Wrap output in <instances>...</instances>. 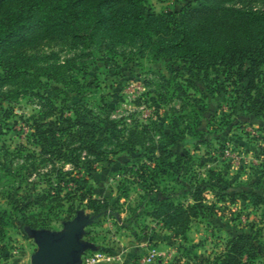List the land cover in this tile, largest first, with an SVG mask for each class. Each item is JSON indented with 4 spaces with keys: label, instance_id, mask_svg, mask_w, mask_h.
<instances>
[{
    "label": "rangeland",
    "instance_id": "obj_1",
    "mask_svg": "<svg viewBox=\"0 0 264 264\" xmlns=\"http://www.w3.org/2000/svg\"><path fill=\"white\" fill-rule=\"evenodd\" d=\"M191 1L142 0L144 17L180 11ZM48 3H0V20L9 12L30 10L39 23L26 40L0 53V212L5 215L0 264H31L38 250L25 231L31 225L18 213V206L31 201L43 205L31 203L27 215L51 219L50 230L57 231L78 210L96 215L107 206L86 228L84 239L114 256L120 245L136 243L146 249L139 264L154 251L158 255L151 264L159 259L209 264L225 253L230 238L262 227L264 208L235 199V190L229 189L249 191L264 171V120L247 114L239 93L248 79L235 85L212 72L196 80L187 74L185 62L154 58L147 41L113 30L100 19L102 12L88 5L81 19L70 21V32L49 31ZM226 5L261 10L264 0ZM121 6L132 7L128 1ZM88 124L95 147L85 143ZM148 125L153 139L146 145L162 140L163 132L173 134L177 125L182 136L174 149L192 157L189 175L180 183L159 179L160 191L154 192L200 207L185 236L157 216V205L144 189L152 172L146 166L152 164L142 155L144 148L127 141L131 129ZM37 128L52 139L55 155H49L46 146L51 144ZM198 129L206 142L199 141ZM205 181L202 200L188 195L192 184ZM78 187L83 190L66 197ZM59 188L63 201L51 202L49 194ZM41 197L47 199L41 202ZM49 205L54 207L48 210ZM263 262L264 250L254 264Z\"/></svg>",
    "mask_w": 264,
    "mask_h": 264
},
{
    "label": "trees",
    "instance_id": "obj_2",
    "mask_svg": "<svg viewBox=\"0 0 264 264\" xmlns=\"http://www.w3.org/2000/svg\"><path fill=\"white\" fill-rule=\"evenodd\" d=\"M6 0H0V3ZM45 1V0H42ZM48 10L52 15L46 21V28L53 32H70L72 20L78 21L84 16L87 5L92 9H99L103 16L100 17L106 23H110L113 30L120 34H129L139 38L150 46L154 58L172 59L185 62L186 72L194 79L207 78L215 74L216 78L225 75V80L232 81L235 85L243 82L244 76L248 79L247 84L242 86L239 93L243 96L242 106L247 114H254L256 118L264 120V9L246 8L237 9L226 5L231 0H192L182 7L180 11H174L162 15H150L144 17L142 0H48ZM128 1L132 7L124 9L121 3ZM32 7V6H31ZM30 11V10H29ZM26 11H12L0 20V53L12 49L15 45L26 40L28 36L39 26L35 16ZM239 91V90H237ZM149 125L143 130L131 129L127 141L132 147H142L146 150L144 157H148L152 166H146L152 172L144 180L146 195H152V203H155L157 216L171 223L173 230L180 235L186 234L193 219L199 216L200 207L187 205L173 199L172 194L157 197L154 192L160 191L161 181L175 180L180 183V178L192 172V157L186 151H176L174 146L181 140L177 125L173 126V134L162 133V140L152 146L146 145L150 136ZM87 140L89 147L94 146V132L91 125H87ZM264 128V127H263ZM48 145L49 155L57 153L52 144V139L45 137L47 132L36 129ZM102 132V131H101ZM201 142H206L204 132L197 130ZM48 139V140H47ZM51 140V141H50ZM199 149V144L194 143ZM93 145V146H92ZM140 153V152H139ZM141 155V154H139ZM264 167V166H263ZM221 183L220 180H218ZM208 181L196 186L194 183L189 189L188 195L202 200L203 185ZM220 187V184L217 185ZM235 190V199L248 202L255 207L264 208V171L257 177L255 184L249 191L243 188ZM262 190L259 192L257 190ZM83 187L75 188L77 191ZM151 190V191H150ZM185 190V189H184ZM53 194V195H52ZM49 194L54 200H61V189ZM84 194V193H83ZM84 198L85 195H82ZM47 198L41 197V202ZM94 202L95 200H91ZM31 203H39L38 201ZM18 206V213L23 215V223L36 229L50 230L51 223L47 217L29 213L30 204ZM40 204V203H39ZM43 205V204H40ZM15 207V209H18ZM54 206H46L52 209ZM100 212L104 214L107 206H100ZM99 208V209H100ZM96 209V207H95ZM0 212V220L5 215ZM26 214V215H25ZM264 218V212H263ZM9 217H13L10 213ZM262 227H252L249 233H240L227 241L225 253L218 256L209 264H254L262 257L264 250V221ZM264 264V262L262 263Z\"/></svg>",
    "mask_w": 264,
    "mask_h": 264
},
{
    "label": "water",
    "instance_id": "obj_3",
    "mask_svg": "<svg viewBox=\"0 0 264 264\" xmlns=\"http://www.w3.org/2000/svg\"><path fill=\"white\" fill-rule=\"evenodd\" d=\"M99 215H88L78 210L72 220L64 223L62 230L25 228L34 239L37 252L31 255V264H80L84 253L99 252L100 247L84 239L86 228L92 226Z\"/></svg>",
    "mask_w": 264,
    "mask_h": 264
},
{
    "label": "crops",
    "instance_id": "obj_4",
    "mask_svg": "<svg viewBox=\"0 0 264 264\" xmlns=\"http://www.w3.org/2000/svg\"><path fill=\"white\" fill-rule=\"evenodd\" d=\"M116 253V260L102 261L101 264H139L138 258L143 255L146 249H141L136 243H125L120 245ZM157 264H166V261L159 259Z\"/></svg>",
    "mask_w": 264,
    "mask_h": 264
},
{
    "label": "built area",
    "instance_id": "obj_5",
    "mask_svg": "<svg viewBox=\"0 0 264 264\" xmlns=\"http://www.w3.org/2000/svg\"><path fill=\"white\" fill-rule=\"evenodd\" d=\"M157 255V251L152 252L148 257L142 260V264L154 263ZM103 260L114 262L116 260V256L103 252L102 250L99 252H88L82 255L80 264H99Z\"/></svg>",
    "mask_w": 264,
    "mask_h": 264
}]
</instances>
